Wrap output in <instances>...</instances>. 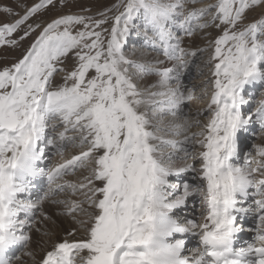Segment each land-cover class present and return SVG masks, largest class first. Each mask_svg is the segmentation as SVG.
I'll list each match as a JSON object with an SVG mask.
<instances>
[{
	"label": "snow or ice",
	"instance_id": "obj_1",
	"mask_svg": "<svg viewBox=\"0 0 264 264\" xmlns=\"http://www.w3.org/2000/svg\"><path fill=\"white\" fill-rule=\"evenodd\" d=\"M77 7L0 3V264H264V0Z\"/></svg>",
	"mask_w": 264,
	"mask_h": 264
},
{
	"label": "bare ground",
	"instance_id": "obj_2",
	"mask_svg": "<svg viewBox=\"0 0 264 264\" xmlns=\"http://www.w3.org/2000/svg\"><path fill=\"white\" fill-rule=\"evenodd\" d=\"M4 1V0H3ZM131 40V38H130ZM133 44L130 45V47H137L138 44H142L143 43V39L142 36H135L134 38H132L131 41ZM135 43V44H134ZM18 54V53H17ZM16 54V55H17ZM207 59V55H205L203 58L196 60V63H200L201 67L203 68V74L201 75L200 73H198L194 67H191L190 70H194V75L193 77H188L189 76V72L186 74L185 78H184V83L188 88L194 89L196 91V95H197V99L194 100L189 107H186L184 109L185 112L190 113V114H194L196 112V110L202 109L205 107L206 103H207V99L204 98V94L202 92V89L205 85V82L208 81L209 79V70L207 68H204V61ZM189 70V71H190ZM198 74V75H197ZM209 87V86H208ZM211 90V88L209 87V91ZM197 129H193V131H196ZM251 136V135H250ZM254 137V135H253ZM252 137V138H253ZM255 142H264V141H252L249 142L247 141L246 138H244V141L242 142V146L244 147V151L243 152H248L251 150V148L249 147L250 145H252ZM174 182H176V180H174ZM181 182H185V183H191L192 182V176L191 174H184L181 177H178V181L177 184H180ZM197 201H195V203H193V201L191 203L188 204V206L185 207V209L182 211V216L186 215V217L188 218H192L193 215H199L200 212V204H199V198L196 199ZM188 209V210H187ZM69 227V224L67 221L64 222V224H62V228H67ZM63 234V233H61ZM187 239V246L190 248V242H189V237L186 238ZM37 240H39V237H37ZM246 245V244H243Z\"/></svg>",
	"mask_w": 264,
	"mask_h": 264
},
{
	"label": "rangeland",
	"instance_id": "obj_3",
	"mask_svg": "<svg viewBox=\"0 0 264 264\" xmlns=\"http://www.w3.org/2000/svg\"><path fill=\"white\" fill-rule=\"evenodd\" d=\"M24 2L25 3H31L32 2V0H24ZM0 3H13V0H0ZM75 3H76V5H78L79 7H86V8H92L93 9V11H97V10H103L106 6H110L112 3H113V0H75ZM79 7H77V8H75L74 10H79ZM52 15H54V13H52V14H49V15H46L45 17H44V19L45 20H48V19H50L51 18V16ZM203 43V41H200V40H198L197 41V44H202ZM138 47V46H137ZM150 53L152 52V51H150V50H148ZM17 53H15V52H12V53H8V56L9 57H11V56H14V55H16ZM18 55V54H17ZM200 64V63H199ZM190 73H192V75H194V70H190L189 71V74ZM198 75V74H197ZM195 76V75H194ZM209 80L211 79V74H209V78H208ZM210 87V86H209ZM261 93H264V89L261 91V92H259L258 94H257V99L258 98H260V96H261ZM204 98H206L207 99V97H205L204 96ZM252 135H254V133L252 134ZM176 178H174V180H175ZM177 181H178V177H177V179H176V182L175 183H177ZM195 201H197V200H194L193 201V203H195ZM188 206V205H187ZM189 207V206H188ZM188 210V209H187ZM64 224V223H63Z\"/></svg>",
	"mask_w": 264,
	"mask_h": 264
}]
</instances>
